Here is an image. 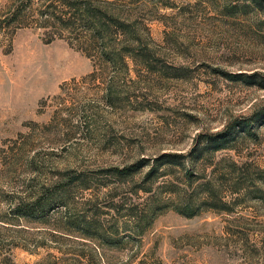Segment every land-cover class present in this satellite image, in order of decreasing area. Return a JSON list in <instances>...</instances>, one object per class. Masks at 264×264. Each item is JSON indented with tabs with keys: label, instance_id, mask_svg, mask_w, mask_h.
I'll use <instances>...</instances> for the list:
<instances>
[{
	"label": "rangeland",
	"instance_id": "obj_1",
	"mask_svg": "<svg viewBox=\"0 0 264 264\" xmlns=\"http://www.w3.org/2000/svg\"><path fill=\"white\" fill-rule=\"evenodd\" d=\"M93 1L133 24L142 53L108 96L81 78L91 62L67 32L44 42L54 28L0 25V264H264V0ZM213 132L227 148L210 161L197 150ZM167 152L188 154L192 178L216 172L229 210L166 209L118 248L78 232L82 216L89 234L125 235L110 204L149 196L134 190ZM137 160L131 178L108 170ZM167 171L177 185L183 169ZM244 173L246 192L231 190Z\"/></svg>",
	"mask_w": 264,
	"mask_h": 264
},
{
	"label": "trees",
	"instance_id": "obj_2",
	"mask_svg": "<svg viewBox=\"0 0 264 264\" xmlns=\"http://www.w3.org/2000/svg\"><path fill=\"white\" fill-rule=\"evenodd\" d=\"M34 1L39 2L36 8H33ZM100 4L93 0H17V3H13L8 11L0 15V25L15 28L31 22L30 25L35 27L54 28L56 31L50 32L44 42H49L55 37L60 38L63 32H67L77 44V49L91 62V71L81 78L99 80L102 83L103 95L108 96L112 93L113 84L127 72L128 61L134 63L135 58L141 57L142 53L139 48V35L137 30L132 28L133 24L111 13L102 3ZM111 26L114 29H111ZM149 55L152 57L153 53ZM95 64L99 67L97 72L94 69ZM205 135V143L197 150V153L202 157H210L212 161V154L227 148V142L220 132ZM143 162L145 161L137 160L108 170L110 174L121 179L131 178L142 167ZM217 163H224L225 167L232 169L237 168L236 162L229 158L221 157L214 162L215 165ZM176 165L183 169L182 179L177 185H175V179L167 177L168 168ZM203 170L201 168V171L195 172V176L197 174L198 177H194L195 181H192L194 179L192 178L193 165L188 154L161 153L150 159L146 171L140 176V185L136 191L134 190V192L148 193L149 196L142 202L125 203L124 200H120L117 205L110 204L111 208L116 207L117 217H121L123 224L121 228L127 231L125 235H117V229L111 230L101 226L92 229L93 233L89 234L88 227L91 228V219H84L82 216H80L82 227L78 232L98 240L97 248L98 246L118 248L121 247L124 236L142 234L152 219L166 209H171L185 217L193 216L207 208L218 211L229 210L228 200L224 199L221 191L217 193L219 178L216 172L206 175ZM257 171L260 176L259 182L264 186V169H257ZM163 176L169 179H164L161 185L152 191L151 185ZM240 176L235 178L234 189L231 190L246 192V186L243 184L246 180L252 183L253 178L249 175ZM71 177L72 174H69V179ZM193 182L196 183L193 185ZM160 190L168 194L167 197H162Z\"/></svg>",
	"mask_w": 264,
	"mask_h": 264
},
{
	"label": "bare ground",
	"instance_id": "obj_3",
	"mask_svg": "<svg viewBox=\"0 0 264 264\" xmlns=\"http://www.w3.org/2000/svg\"><path fill=\"white\" fill-rule=\"evenodd\" d=\"M53 58H54V56L50 58L51 68H52V70H53V69L58 70V68H59V67L57 66V65H58V61L53 60V62H52V59H53ZM55 59H56V58H55Z\"/></svg>",
	"mask_w": 264,
	"mask_h": 264
}]
</instances>
